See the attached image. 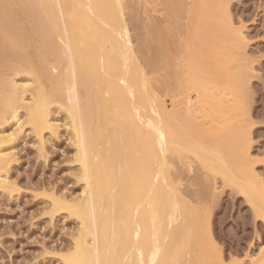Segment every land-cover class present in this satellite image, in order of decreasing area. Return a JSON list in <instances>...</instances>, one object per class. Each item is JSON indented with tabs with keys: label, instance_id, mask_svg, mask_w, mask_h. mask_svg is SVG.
I'll use <instances>...</instances> for the list:
<instances>
[{
	"label": "bare ground",
	"instance_id": "bare-ground-1",
	"mask_svg": "<svg viewBox=\"0 0 264 264\" xmlns=\"http://www.w3.org/2000/svg\"><path fill=\"white\" fill-rule=\"evenodd\" d=\"M168 1L171 6L172 1L173 6L178 5L175 13L183 10L179 6L182 0H177V5L175 0ZM218 1H193L188 12L191 15L188 29L191 38L187 37L189 42L185 45L188 46L186 64L189 59L192 63L186 69L188 73L184 75L181 72L184 79H187L186 84L175 67H171L175 69L169 71L171 76L167 77L172 89L180 91L185 88L197 92L199 104L203 103L209 108L210 103L211 112L215 114L219 113L216 109L221 107L219 104L223 99L215 98L221 99L215 102L216 105L210 102L209 86L222 84L226 75L230 77L226 78V82L224 80L223 85L226 86L224 89H228L230 84L229 88L234 91V97H231L235 98V105H228V109L226 106L224 112L246 107L245 97L248 92L246 83L243 85L237 82L243 80L247 72H243L245 74H242V78L237 77L242 73L241 69L229 72L226 69L229 57H225V65V60L221 59L223 56L216 53L220 48L215 52L218 56L213 53L220 58L217 59L211 54V48L215 49L216 45L212 41L206 45L205 36L199 39L206 33V27L214 26L215 23L210 22L214 18L218 19V30H215L225 31L218 27L222 21L219 18H224L223 12L221 15V9H224L221 3L224 0ZM123 3V0H0V120H5L11 113L19 120V110L24 109L25 123L42 137L41 134L47 129L52 133L58 132V125L51 121L52 107L56 106L57 110L66 109L69 120L66 128L71 130L75 143L74 154L80 166L79 178L84 182V188L83 194L77 199L51 195L53 211H68L81 225L73 245L62 256L63 264H221L220 258L217 259L219 256H216L218 253L214 252V240H210L211 235L208 234L205 214L189 206L179 190L180 185L177 186L178 183L172 178L174 173L170 167V156L177 154L183 157L182 153L184 156L193 153L207 170L223 175L224 182L230 185L236 183V188L239 185L237 189H243L240 192H245L246 197L253 201L258 191L255 186L258 185L257 177H254L256 174L251 168L252 162L249 161L248 142H245L247 131L236 125L219 133V129L216 130L218 127H211L212 131L200 130L193 121V111L181 117L178 110L171 112L165 108L161 98L154 92L153 80L148 79V74L143 71L140 57L144 54L145 60L147 56L151 58V62L147 60L151 67L164 65L159 63L167 60L166 54L170 50L165 54L164 49L173 42L168 35L175 36L178 29L174 28V31L173 27H178L177 22H174L172 31L168 30V33L172 32L171 35L159 26L154 30L156 32L151 30L154 44L149 41L152 44L150 49V45H144L145 50L141 47L139 50L131 40L130 29L123 15ZM201 10H204L203 14ZM199 13L205 16L204 20L200 16L198 22L196 16ZM209 22L211 25L207 24ZM224 25L228 26L226 23ZM165 37L171 41L165 43ZM199 40L203 47L200 46L201 55L199 50L196 51L199 55L192 52V42L200 44ZM238 53L241 55V52ZM203 54H208L209 58L206 57L210 61ZM190 55L197 56L191 58ZM168 57L169 60L171 56L168 54ZM222 60L225 68H221ZM208 62L209 65L213 64L206 65ZM209 67L214 68H211L214 71ZM7 68L13 69L16 75L25 72L26 76L21 78L20 84L14 79L6 80L4 71ZM219 71L221 76L226 73L224 79L218 77ZM230 79L238 80L232 82ZM220 86L214 88L220 89ZM28 93L31 94V101L25 102ZM193 128V132L197 130L199 134L195 133L190 138L189 129ZM228 132H231L230 135ZM11 147L10 137H0L2 174L6 166L10 165ZM243 159L248 162H243ZM243 163L247 167L242 166ZM3 176L7 178V175ZM1 180L4 182V178ZM261 206L264 207L263 204ZM261 209L263 217L264 209ZM197 233L199 235L196 236Z\"/></svg>",
	"mask_w": 264,
	"mask_h": 264
},
{
	"label": "rangeland",
	"instance_id": "rangeland-1",
	"mask_svg": "<svg viewBox=\"0 0 264 264\" xmlns=\"http://www.w3.org/2000/svg\"><path fill=\"white\" fill-rule=\"evenodd\" d=\"M123 1L125 2L123 3V5H125V7L123 6L124 19H126L125 21L130 29L131 40L139 50H141L140 47L145 50L147 45H150L148 49L151 48V45L154 44L153 40H155L154 38L151 39L152 31L158 29L157 26L162 27V29L164 28L163 30H167L168 33V30H171L172 26H174V22H177L176 24L178 27H173L174 31L178 29L176 33L173 31L175 36L169 31L170 35L172 34L174 38L169 36V33L167 34L168 38L173 40V42L167 45H171L170 48L174 46V48L170 49L166 45L167 48L165 47L164 49L165 54L167 50H170V52L166 54L167 60L164 61L165 63H159L164 65L156 64L158 67L156 65V67H151L148 65L150 63L147 61L151 58H147L148 56L146 55L147 57L145 60L144 52L142 53V57H140V62L144 69L143 71H146L145 74H148V79L153 80L154 83L151 82L155 85L154 92L158 95L159 99L161 98L165 108L171 112H173V110H178L181 117L187 113L189 114V111L191 113L193 111V121L196 122L195 124L200 130L206 129L208 131V129H210L212 131L213 129L211 127L214 129L218 127L216 128V130L219 129L217 133L226 132L227 128L230 129V127H234V125L246 129L247 133L243 132V130L242 132L247 135V137L245 135L247 139L245 142H248L249 161H251L252 163H250L253 165L250 166L256 174L254 177H257L256 184L258 185V187L255 186L256 191H258L256 193V199L253 201L248 198V196L246 197L245 192H240V190L243 189H237L240 187L239 185L236 188V183H231L230 185L229 182H224L225 178H222L224 177L223 175H217L215 174L216 172H211L210 169L207 170L208 168H205V165H202L203 163L197 160L196 156L191 152L190 154L184 153L186 154L185 156L182 153L183 157L177 154H174V157L170 156V163L172 164L170 167L172 166V172L174 173H172V178L178 183L177 186L180 185L179 190L183 193V198L186 199L189 206L193 207L195 211L205 214L206 221H208V234L210 233L209 236L211 235L210 240H214L211 242L212 244L214 243V252L216 254L218 253L215 255L217 257L219 256L217 259L220 258L219 261L221 264H264V216L262 217L261 215L263 211L261 208L264 209V207L261 206L262 204L264 205V203H262L264 202L262 201L264 200V0H224V2L222 0L221 2L223 3L221 4H224V9H221L223 10L221 11V15L224 13V18H218L222 20L220 21L221 23L228 24L232 32L227 29V25H224L225 28L221 23L218 25V27H220L219 30L224 29L225 31H216L218 19H215L214 16L211 17L212 19L214 18V21L211 20L210 22H214L215 24H213L216 27L214 28L210 22L207 24L211 25V27H206L205 24V27L208 29L204 30L209 34L204 33L199 38L202 39L204 38L202 36H205L204 40H206V45L210 44L211 41L216 45V47L213 46L215 49L209 46L212 49L211 51L209 48L212 52H210L211 54L215 53L220 48L219 51L221 53L219 51L216 53L218 55L221 54L219 56H223L221 59L223 58L225 60L229 57L228 59L231 62L228 60V68H226L227 70L229 69V72H235V70L240 71V69L243 70L242 73L238 72L240 74L236 73L238 74L237 77L241 76L239 78H242V74L248 73H246L243 80L240 79L241 81H237L243 85L246 83L245 86L248 92L245 90L247 92H245L247 94L245 97L247 99V102L245 100L247 104L244 102L246 107H243V109H245H242V111L237 106H234V108L237 107L238 109H229L226 112L224 111L226 108L228 109V105L233 103L235 105V101L233 102L235 98L232 99L231 97L234 91H231L229 88L230 84H228L229 86L226 84L228 89H224L225 85H223V83L224 80L226 82L227 75L224 79L226 73L223 74L224 76H221V71L217 72L220 73L219 75L215 74L216 76L218 75L219 78L221 77V79L223 77L224 80L222 84H218L219 86L221 84L223 87L221 88L220 86V89H215L214 87H218L217 84L216 86H209L210 97L208 100L215 103L221 100H216L218 97H221L223 100L225 98V101L221 100L219 104L221 107L216 109L219 110L218 114L213 113V111L211 112L210 103L209 108L207 107L208 105L205 106L203 103L199 104L200 101L197 92L185 88L180 89V91L172 89L169 80H167V77L171 76L169 75V71L173 72L176 68L179 73L183 71L182 73L185 75L188 73L186 72L188 70V65L192 63L189 59V63L186 64V51L188 46L185 45H188L189 38H191L189 37L190 30H188L190 28L189 23L191 22V15L188 12H190L194 0H182V4L178 2L180 3V10L182 7L183 10H181L182 12L180 11L182 14L176 12L180 14H177V20H175L177 16L174 12L178 7L177 0H175L177 7L173 6L174 1H172L173 3L171 6L168 0ZM210 1L213 3V0ZM218 2H220V0ZM215 4L216 3H214V5ZM172 7L175 10L172 11ZM202 11L204 12V10H201L203 14ZM173 12L175 14H173ZM201 13L197 15L198 17L196 16L198 22L201 20L198 19L202 15ZM218 13L220 14V12ZM188 14L190 16H188ZM204 16H201L203 20ZM207 21L209 20H206V22ZM198 22L196 23L197 28L199 27ZM220 24L222 26H220ZM199 30L200 28L197 31L199 32ZM212 31L217 34L212 33ZM164 32L166 33V31ZM220 33L223 34L220 35ZM221 36L226 40L224 41ZM168 38L165 37V43H169L167 40L170 39ZM149 41L152 44H150ZM200 41L201 40L198 42ZM217 41L222 43L220 44ZM237 42L239 44H237ZM192 45H194L192 47V52L195 51V53H197L196 51L199 50L198 53L201 55V42L200 44H193L192 42ZM204 45L203 43V46ZM174 51L176 52L173 53ZM235 51L237 53H235ZM238 51L241 52V55ZM158 54L160 55V53ZM168 54L171 56L169 60ZM194 55H190L191 58L192 56L196 58L197 55ZM216 55L214 56L216 57ZM206 56L208 57V54L205 55V58H207ZM208 58L207 61L209 60ZM213 58L212 60H214ZM216 58L215 60L217 62L219 57ZM219 62H221V60ZM223 62L222 60V64L220 65L223 66H221V68L224 67ZM226 62L225 60V65H227ZM209 64L210 62L206 63V65ZM216 64L217 63H215V65ZM171 67L175 68L171 69ZM209 68L211 69L212 67ZM215 69L218 71L217 68ZM12 70L13 69L9 70L7 68L5 70L6 72L4 71V75L6 76L4 77L6 80L13 81L14 79L20 84L22 81L21 78L26 76L24 75L26 73L24 72L23 74L20 72L21 74L19 73L16 75L17 73L15 71L14 73ZM224 70L225 69L222 71ZM213 71L214 70H212V72ZM182 73L181 75L184 82L182 78L181 82L185 83L187 79H184L185 77ZM228 78L230 77L228 76ZM234 80L230 79L232 82H234ZM244 80L246 81L244 82ZM230 81L228 83H230ZM165 83L167 84L165 85ZM183 86L186 87L187 85ZM229 90L231 92H229ZM209 92L207 93L209 94ZM30 93L25 96V102L31 101ZM229 93H231V95H229ZM230 97L232 100L229 99ZM201 105L206 107L207 110L201 107ZM54 107H52L51 121L53 123L56 122L55 124L58 125V132L52 133V131L47 129L41 134L42 137L38 136L37 132L33 131L34 129L32 126H28L25 123L26 111H24V109L19 110V120L16 116L12 115V113L7 115L5 120H0V137H10L12 142L10 150L12 159L10 157V165L8 164L9 167L6 166L7 168L5 167V171L7 172L4 171L3 174L0 172V176H2L0 177V182L2 181L1 179L4 178V182L0 183V264H63L62 256L68 251L70 246L73 245L72 242H74V237L77 234L78 228L81 226L78 219L68 213V211H53V204L51 203V195L60 198L64 197L70 200L77 199V197L79 198L83 194L82 191L84 188V182L79 178L80 166L75 159V143L71 137V130L66 128L68 125L67 121H69L66 117V109L62 108L57 110V107ZM235 110H237V112ZM233 111L236 113L234 114ZM238 112L243 115L238 114ZM213 114L215 115L214 117L211 116ZM186 116L188 117V115ZM214 118L216 121H214ZM233 122L234 124H232ZM230 123L232 126H230ZM66 129H69V131ZM194 129L195 128L192 130L189 129L191 131L190 138H193L192 136L195 135V133L199 134L197 130L193 132ZM241 129H238V131L241 132ZM187 131L188 129L186 132ZM230 133L228 132L229 135ZM212 135H214V133H212ZM186 137L188 136L186 135ZM240 137L242 138V136ZM247 160L243 159V162ZM245 164L249 165V163ZM243 165L244 163L242 166ZM245 167H247V165ZM3 175H7V178ZM240 178L238 179L239 181ZM246 181L247 180H245V182ZM256 205L258 206L256 207ZM258 207H261L259 208L260 211ZM205 217L203 218L205 219ZM198 233L196 236L200 234Z\"/></svg>",
	"mask_w": 264,
	"mask_h": 264
}]
</instances>
